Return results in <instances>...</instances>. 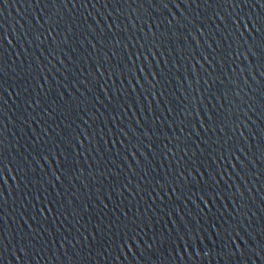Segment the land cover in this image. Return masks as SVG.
<instances>
[{
    "label": "water",
    "instance_id": "obj_1",
    "mask_svg": "<svg viewBox=\"0 0 264 264\" xmlns=\"http://www.w3.org/2000/svg\"><path fill=\"white\" fill-rule=\"evenodd\" d=\"M142 2L0 0V264H264V8Z\"/></svg>",
    "mask_w": 264,
    "mask_h": 264
},
{
    "label": "snow or ice",
    "instance_id": "obj_2",
    "mask_svg": "<svg viewBox=\"0 0 264 264\" xmlns=\"http://www.w3.org/2000/svg\"><path fill=\"white\" fill-rule=\"evenodd\" d=\"M49 2L52 3L53 5H55L58 2L61 3V4H66L67 2H72V0H49ZM86 2H87V0H81V6L83 7L84 3H86ZM170 2H172V0H143V2L141 3L140 7H143V4L147 3L149 5V7L154 5L155 8H163V9L167 10L168 9V5H169ZM241 2L247 3V0H241ZM259 2H260L261 7L264 8V0H259ZM73 7H75V4H73ZM105 7H107V5H105ZM256 22L260 23L261 26H262L261 29H259V31L264 32V13H261L260 15H258V17L256 18ZM97 23H99V21H97ZM169 23H171V21H169ZM57 26H59V25L57 24ZM252 26H253V28H255V24H253ZM108 27L111 28L112 26L109 25ZM68 30L69 31L71 30V26L70 25H69ZM100 31H102V29H100ZM38 38L39 37H37V39ZM261 58L264 59V52H262ZM2 67H3V65H2V63H0V69H2ZM34 102L38 103V101H34ZM209 119H212V118L209 117ZM84 123L87 124L86 121ZM201 127H203V126L201 125ZM0 131H2V130H0ZM241 135H243V133H241ZM84 139H87V137H84ZM125 142L126 141H120L121 144H123ZM0 143H2V141H0ZM262 143H264V139H262ZM135 151H136V153L139 152L138 149H136ZM262 155H264V154H262ZM56 179L59 180V177H56ZM233 232L235 233L236 239H240L241 238L239 236V233H236L235 230H233ZM231 236H232V233H229L230 241H231ZM231 243L234 244V241H231ZM187 246L191 247L192 245L188 244ZM73 247H74V245H73ZM149 247H151V246H149ZM235 248H236V251L238 252L239 251V246H235ZM245 250L247 251V245H245ZM20 251H23V249H20ZM261 251L264 252V242H262ZM233 254H235V253H233ZM194 255L199 256V253L198 252H194ZM240 255L243 256L244 253H240Z\"/></svg>",
    "mask_w": 264,
    "mask_h": 264
}]
</instances>
